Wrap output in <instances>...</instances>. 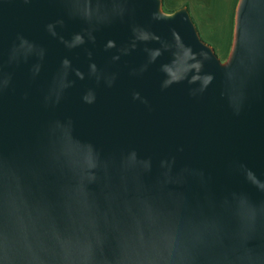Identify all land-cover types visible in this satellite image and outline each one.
I'll return each mask as SVG.
<instances>
[{"label":"water","instance_id":"obj_1","mask_svg":"<svg viewBox=\"0 0 264 264\" xmlns=\"http://www.w3.org/2000/svg\"><path fill=\"white\" fill-rule=\"evenodd\" d=\"M0 264H264V0H0Z\"/></svg>","mask_w":264,"mask_h":264},{"label":"rangeland","instance_id":"obj_2","mask_svg":"<svg viewBox=\"0 0 264 264\" xmlns=\"http://www.w3.org/2000/svg\"><path fill=\"white\" fill-rule=\"evenodd\" d=\"M238 0H164L166 12L187 6L202 40L210 44L221 61L229 54L234 11Z\"/></svg>","mask_w":264,"mask_h":264},{"label":"crops","instance_id":"obj_3","mask_svg":"<svg viewBox=\"0 0 264 264\" xmlns=\"http://www.w3.org/2000/svg\"><path fill=\"white\" fill-rule=\"evenodd\" d=\"M163 2H164V0H163Z\"/></svg>","mask_w":264,"mask_h":264}]
</instances>
